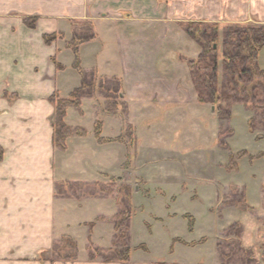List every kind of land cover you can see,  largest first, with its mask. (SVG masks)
<instances>
[{"label": "crops", "instance_id": "crops-1", "mask_svg": "<svg viewBox=\"0 0 264 264\" xmlns=\"http://www.w3.org/2000/svg\"><path fill=\"white\" fill-rule=\"evenodd\" d=\"M26 19H35V27H29ZM72 21L91 23L96 39L79 48L80 53L88 52L84 58H89V65L83 69L121 80L130 125L149 133L144 125L159 123L175 134L199 106L206 109L198 102L187 64L197 60L202 50L184 25L264 26V0H0V264H179L176 260L136 262L131 256L128 262H106L103 255L90 257L91 247L111 250L113 239L111 233L108 242L100 234L95 239L98 223L92 230V244H86L88 223L74 216L81 209L78 201L86 196L78 198L72 186L88 187L97 182V175L106 170L102 163L111 162L101 152L122 146L95 141L93 132L101 107L91 99L82 100L79 115L84 122L82 118L70 121L76 114L71 109L65 117L67 126L83 128L87 136L69 138L65 151L53 145L55 109L50 99L54 94L68 99L80 87L81 77L69 69L71 64L60 60L64 52L71 51L67 41L63 49L59 42L64 38L49 45L44 37L64 35V24L72 27ZM53 59L65 70L57 69ZM86 102L91 105L87 123ZM170 124L175 128L170 129ZM122 129L119 117L105 115L103 138H118ZM152 132L162 139L163 133ZM94 155L98 165L90 161ZM122 167L123 159H118L115 171ZM260 185L257 208L246 200L252 212L234 208L242 220L219 226L215 260L198 264H264V183ZM100 198L114 201L113 197ZM235 224L242 230L239 236H231L237 245L224 251L218 235ZM82 228L83 240H79L76 232ZM64 237L77 245L74 260L52 254ZM174 241L176 248L199 245ZM80 242L86 244L85 252H81ZM146 249L142 251L150 255Z\"/></svg>", "mask_w": 264, "mask_h": 264}, {"label": "rangeland", "instance_id": "rangeland-1", "mask_svg": "<svg viewBox=\"0 0 264 264\" xmlns=\"http://www.w3.org/2000/svg\"><path fill=\"white\" fill-rule=\"evenodd\" d=\"M67 25L65 23L63 26L65 36L57 33L65 39L64 42H59L63 49L65 45L67 47L65 42L69 43L72 37L71 26ZM77 32L81 33L78 29ZM84 54L87 56L88 52L86 50L79 52L82 69L89 65V58L86 60ZM60 60L62 63L71 64L69 69L80 76L73 67L75 56L72 51L64 52ZM259 65L264 69V49L259 56ZM219 72L222 81V67ZM84 99H91L101 107V115L97 116V121L101 120L103 123L105 115L109 114L119 117L123 127L120 136L115 139L103 138L101 134L102 143L98 142L93 132L94 139L99 144L121 143L122 147H111L110 151L101 152L111 162L102 163V168L106 170L104 174H100L101 176L97 175V182L89 184L88 187L86 185L83 187V184L72 186V192L78 198L86 196L78 199L82 205L74 216L88 225H93L92 229L86 225L90 232L88 240H85L86 244L89 246L92 244V230L98 223L101 224L96 228L95 239L100 234L102 238L106 236L104 238L108 242L110 233L113 239L111 250L107 252L94 247L95 249L89 250L90 257L104 255L106 252L107 257L115 259L121 256V251L126 245L131 248L132 261L136 262L147 259L165 263L176 260L179 264H198L215 260L212 256L219 226L231 220H242L239 211H247L245 200L254 207L259 203L260 184L264 183V132L260 129L254 133L250 132L249 121L254 115L245 105L234 104L231 121H220L213 110L214 107L206 104L204 105L206 109L199 106V111L191 114L190 120L186 125H182L184 127L178 133L173 134L172 131L169 133L167 126L159 123L144 125L143 128L150 130L146 133L145 130L140 128L138 130L130 125L129 108L124 100L123 107L120 106L118 111H115L112 105L107 106V97L102 92L95 96L82 97L79 111L69 108L76 113L70 121L76 123L82 118L84 122V117L79 115L82 114ZM90 107L91 105L86 102L84 105L86 123L91 117ZM255 119L260 117L256 116ZM172 124L169 125L170 129L172 126L175 128ZM71 129L85 130L80 127ZM154 130L163 133L162 139L153 134ZM224 130L233 131L232 135L227 133L231 136L224 139L228 148L222 147L218 141L220 132ZM176 146L178 147L175 149ZM81 149L83 150V147ZM242 153L246 155L240 158L239 155ZM250 157L259 158L251 160ZM118 159H123L121 171H115L114 168ZM90 161L98 165L95 155L90 157ZM98 196L113 197L114 201L109 202L108 199ZM121 198L127 199V205L130 202L133 210L129 241L127 235L123 239V236L116 232L118 227L119 231L123 232V225L118 217L123 211V205L118 204ZM234 208L239 211L233 212ZM235 226L239 227L238 224ZM230 228L218 235V243L224 247V251L226 247L232 250L231 248L234 249L237 245V239L231 236H235L238 229L229 231ZM83 230V228L80 231L76 230V234L80 237ZM80 238L79 240H83ZM207 238L209 241L201 244ZM175 239L189 243L198 242L199 245L176 248ZM72 243H74L72 239L62 238L52 254L57 253L56 257L59 259L69 260L73 256L75 259L77 245L75 248ZM86 244L80 242L81 252H85ZM141 246L148 248L150 255L140 250Z\"/></svg>", "mask_w": 264, "mask_h": 264}, {"label": "trees", "instance_id": "trees-1", "mask_svg": "<svg viewBox=\"0 0 264 264\" xmlns=\"http://www.w3.org/2000/svg\"><path fill=\"white\" fill-rule=\"evenodd\" d=\"M26 23L29 27L34 28L36 21L35 19H26ZM71 23L73 35L71 41L66 44L67 48L75 56L73 67L80 74L81 85L68 99H60L57 94H54L50 99L55 109L53 145L62 151L67 149V140L69 138H83L87 135L85 130H73L65 123L67 110L74 108L79 111L82 97L86 95L95 96L97 93L102 92L107 97V106L111 107L112 105L115 111H118L119 107L123 105L122 82L120 79L102 78L96 70L86 71L81 68L80 46L96 39L91 23L77 21H72ZM77 29L81 33L77 32ZM184 30L202 50L197 60L187 61L193 84L197 91L199 104H211L220 121H231L232 106L234 104H243L254 115V118L249 121L250 132L254 133L259 129L264 132V69L259 65V56L264 49V26L232 24L221 27L217 24L189 22L184 25ZM60 37L62 36L52 34L46 35L44 39L50 45ZM53 62L57 69H64L56 59H53ZM220 67H222L223 71L222 81H220ZM256 116H259L260 119H255ZM102 127V121H97L94 132L98 142L101 143ZM227 133L232 135L233 131L224 130L219 134V144L224 148H228L224 139L231 136L227 135ZM241 155H239L240 158L244 157L246 153ZM261 156L262 154L259 157ZM1 157L2 153L0 152V159ZM259 157L255 158L258 159ZM255 158L250 157L251 160ZM128 199L130 201V196ZM118 204L123 205V211L121 210L122 212L118 216L121 219V225H123V232L119 231V224L116 225L118 227H116V232L121 237L123 236V239L127 235L129 241L128 234L133 212L132 205L130 202L127 205V199L123 198L120 199ZM252 211L247 206V211L243 210L242 212ZM88 226L91 229L93 228L92 224ZM234 228L238 229L240 227L233 225L229 231ZM241 231L238 230L236 235L239 236ZM72 244L76 248V243ZM218 246L220 247V245ZM93 248L91 247V249ZM140 249L147 250L145 246H141ZM105 254L106 252L103 257L106 262L113 260L128 262L131 256V248L125 245L123 251H121V256L115 259H110ZM70 259L74 260V256Z\"/></svg>", "mask_w": 264, "mask_h": 264}, {"label": "water", "instance_id": "water-1", "mask_svg": "<svg viewBox=\"0 0 264 264\" xmlns=\"http://www.w3.org/2000/svg\"><path fill=\"white\" fill-rule=\"evenodd\" d=\"M213 110H214V108H213Z\"/></svg>", "mask_w": 264, "mask_h": 264}]
</instances>
